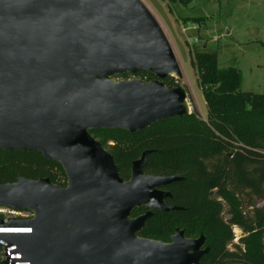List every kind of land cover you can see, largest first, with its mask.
<instances>
[{"label":"water","instance_id":"95a60500","mask_svg":"<svg viewBox=\"0 0 264 264\" xmlns=\"http://www.w3.org/2000/svg\"><path fill=\"white\" fill-rule=\"evenodd\" d=\"M127 73L181 76L141 0H0V150L41 153L67 176L65 188L47 178L0 185V207L35 213L32 234L8 238L25 261L200 264L207 252L204 236L186 238L182 230L170 243L138 236L154 211L178 209L162 188L179 178L145 174V152L124 181L91 135L134 134L192 113L181 88L111 80ZM142 207L149 211L131 218ZM255 209L264 211V195Z\"/></svg>","mask_w":264,"mask_h":264},{"label":"trees","instance_id":"16d2710c","mask_svg":"<svg viewBox=\"0 0 264 264\" xmlns=\"http://www.w3.org/2000/svg\"><path fill=\"white\" fill-rule=\"evenodd\" d=\"M163 1L172 7L193 0ZM190 55L207 107L206 120L194 112L134 134L96 130L91 135L113 156L124 181L145 152V174L179 178L163 188L171 193L168 205L178 209L154 211L139 237L170 243L179 229L186 238L205 237L207 252L200 264H264V211L255 209L257 198L264 195V94L242 91V71L236 66L221 68L217 53L193 48ZM129 75L181 88L174 77L121 76ZM19 178H47L67 187L61 165L41 153L0 150V185ZM148 211L138 208L131 218ZM235 227L242 232L237 244Z\"/></svg>","mask_w":264,"mask_h":264},{"label":"rangeland","instance_id":"374dc122","mask_svg":"<svg viewBox=\"0 0 264 264\" xmlns=\"http://www.w3.org/2000/svg\"><path fill=\"white\" fill-rule=\"evenodd\" d=\"M166 35L181 69L175 78L186 93L192 113L206 120L207 107L192 66L190 50L217 53L221 68L236 66L242 71V91L264 94V0H193L171 6L163 0H141ZM202 22L194 23L193 19ZM114 82L140 80L137 75H116ZM111 144V143H109ZM234 244L242 232L233 229Z\"/></svg>","mask_w":264,"mask_h":264},{"label":"built area","instance_id":"2783aa9c","mask_svg":"<svg viewBox=\"0 0 264 264\" xmlns=\"http://www.w3.org/2000/svg\"><path fill=\"white\" fill-rule=\"evenodd\" d=\"M35 219L31 210H16L10 207H0V264H31L23 259L17 245H10L9 237L32 234L30 224ZM13 223H18L14 225Z\"/></svg>","mask_w":264,"mask_h":264},{"label":"bare ground","instance_id":"6f19581e","mask_svg":"<svg viewBox=\"0 0 264 264\" xmlns=\"http://www.w3.org/2000/svg\"><path fill=\"white\" fill-rule=\"evenodd\" d=\"M174 76H177V74H173ZM185 108L187 111H191V107L188 103L185 104Z\"/></svg>","mask_w":264,"mask_h":264},{"label":"flooded vegetation","instance_id":"af4514ba","mask_svg":"<svg viewBox=\"0 0 264 264\" xmlns=\"http://www.w3.org/2000/svg\"><path fill=\"white\" fill-rule=\"evenodd\" d=\"M162 190H164V189L162 188ZM164 191H165V190H164ZM167 192H168V191H167ZM169 193H170V192H169ZM170 194H171V193H170ZM170 198H171V197H170ZM167 200H168V199H167ZM167 200H166V202H167ZM167 204H168V203H167ZM177 230H179V229H177ZM175 233H176V231H175ZM174 235H175V234H174ZM174 235H173V236H174ZM173 236H172V237H173ZM201 236H203V235H201ZM201 236H200V237H201ZM200 237H199V238H200ZM195 239H198V238H195ZM205 244H206V243H205ZM203 250H206L205 246H204Z\"/></svg>","mask_w":264,"mask_h":264}]
</instances>
